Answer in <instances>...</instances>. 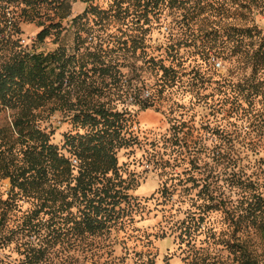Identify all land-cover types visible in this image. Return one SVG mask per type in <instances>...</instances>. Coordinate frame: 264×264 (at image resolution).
<instances>
[{"label":"trees","instance_id":"trees-1","mask_svg":"<svg viewBox=\"0 0 264 264\" xmlns=\"http://www.w3.org/2000/svg\"><path fill=\"white\" fill-rule=\"evenodd\" d=\"M77 1L88 6L73 18V53L65 47L38 52L23 44V22L42 28L36 39L42 44L60 34ZM95 1L0 0V110L12 111L10 125L0 130V180L11 182L8 196L0 195V236L19 240L27 264H44L66 242L77 245L112 231L139 206L118 165L117 151L128 144L132 126L128 105L119 109L118 104L135 91L130 70H123L139 71L154 99L169 94L177 84L172 39L181 29L199 24L197 31L207 39L194 67L210 71L202 83L214 84L207 95L212 105L228 107L229 114L264 105V28L256 18L264 16V0H106L104 8ZM211 22L216 24L202 28ZM155 23L169 30L165 50L172 62L154 57L144 68L129 52L139 47L137 30H143L142 43ZM212 57L227 62L226 76L212 68ZM150 66L163 72L160 79L148 81ZM145 102L142 108L153 105ZM47 109L67 113L77 129L62 145L38 126ZM212 129L218 136L211 145L198 140L193 146L196 174L188 181L199 190L178 237L195 248L205 220L217 212L234 229L230 249L239 264H264V251L252 249L243 237L259 234L264 242V169H252L248 153L226 126ZM179 180L172 193L183 184Z\"/></svg>","mask_w":264,"mask_h":264},{"label":"rangeland","instance_id":"rangeland-1","mask_svg":"<svg viewBox=\"0 0 264 264\" xmlns=\"http://www.w3.org/2000/svg\"><path fill=\"white\" fill-rule=\"evenodd\" d=\"M94 4L104 8L107 1L96 0ZM87 6L85 2L77 1L73 5L72 15L64 21L60 34H51L42 44L36 40L42 28L36 23L23 22V44L38 52L65 47L73 53L76 29L73 18L82 14ZM256 18L264 28V16L257 14ZM208 24L202 28L216 23ZM198 27L199 24L192 28L185 27L172 39L178 50L173 60L177 68L174 74L177 84L169 94L157 93L154 99V90L150 84L139 80V71L132 68L123 70L125 73L130 70L128 76L132 77L135 85L132 90L135 91L130 97L124 95L118 104L119 109L128 105L132 114V126L126 136L128 144L117 151L118 165L126 184H129L128 193L140 201L139 206L108 233L87 236L77 245L66 242L65 245L57 246L44 264H239L230 249V244L236 241L234 229L220 213H210L204 222L206 228L198 235L195 248L178 237L180 223L189 216L190 208H196L192 206V198L199 190V187L192 188L193 182L188 181L193 172L196 174L193 146L198 140L206 146L211 145L212 139L218 136L212 133L215 125L219 129L226 126V132H232L233 138L248 153L252 169H264L263 102L257 104L254 110L241 107L236 110L238 112L233 111L231 114L228 113V107L212 105L211 97L207 95L214 84L207 81L202 83L210 71H206L205 65L199 71L194 67L200 62L199 50L207 42L204 34L197 31ZM142 31L137 30L138 38L134 43L139 46L137 51L134 54L129 52L132 62L144 63L146 68L149 63L144 61L155 57L156 60L165 58V64H170L172 56L165 50L166 44L171 43L166 25L155 23L143 33L145 38L140 43ZM190 32L193 34L187 36ZM211 62L210 65L220 76L227 75L228 64L225 60L212 57ZM150 67L148 81L160 79L163 72ZM146 100L153 105L142 108ZM41 115L38 126L50 134L52 142L56 144L62 145L66 134L77 132L70 116L63 111L47 109ZM11 120V110H0V130L6 129ZM148 164L151 166L148 167ZM179 179L184 182L179 186L180 189L172 193ZM10 190V179L0 180V195L4 199ZM28 207L29 203L25 202L23 209ZM247 234L249 236L243 237L252 249L264 251L261 236ZM18 242H7L0 236V264H27Z\"/></svg>","mask_w":264,"mask_h":264},{"label":"built area","instance_id":"built-area-1","mask_svg":"<svg viewBox=\"0 0 264 264\" xmlns=\"http://www.w3.org/2000/svg\"><path fill=\"white\" fill-rule=\"evenodd\" d=\"M217 65L219 66V65H220V63H218ZM150 166H151V165H150V164H148V167H150Z\"/></svg>","mask_w":264,"mask_h":264}]
</instances>
